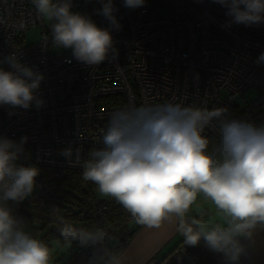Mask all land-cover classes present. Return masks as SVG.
Instances as JSON below:
<instances>
[{
  "label": "clouds",
  "instance_id": "obj_1",
  "mask_svg": "<svg viewBox=\"0 0 264 264\" xmlns=\"http://www.w3.org/2000/svg\"><path fill=\"white\" fill-rule=\"evenodd\" d=\"M96 9L113 29L121 25L114 0H100ZM226 9L229 23L264 24V0H214ZM37 13L51 21L52 44L70 49L73 57L98 66L114 57L109 28L73 11V0H31ZM145 0H123L129 9ZM0 67V106L28 109L43 101L36 92L43 74L12 54ZM257 63H264V53ZM215 122V123H214ZM211 128L215 135H205ZM0 136V264H54L49 243L28 226L15 207L32 195L39 169L18 164L23 144ZM103 147L90 151L82 177L112 197L138 225L159 227L173 217L184 244L201 239L226 264H236L246 252L245 240L264 229V123L231 117L226 108L208 109L181 103L127 106L110 114L102 134ZM77 153L79 150H75ZM69 157L73 150L65 149ZM202 196L215 216L189 218ZM56 232L67 248L81 249L82 264H124L117 237L103 222L84 227L57 215Z\"/></svg>",
  "mask_w": 264,
  "mask_h": 264
},
{
  "label": "built area",
  "instance_id": "obj_2",
  "mask_svg": "<svg viewBox=\"0 0 264 264\" xmlns=\"http://www.w3.org/2000/svg\"><path fill=\"white\" fill-rule=\"evenodd\" d=\"M161 3L170 4L169 16L157 13ZM114 4L119 30L96 13L100 0H73L72 10L109 28L114 41L115 56L89 66L76 60L70 49L49 47L46 26L31 0H0V67L11 70L4 58L15 54L44 76L36 92L42 105L0 106V136L16 143L27 137L21 164L39 169L38 199L51 198L46 185L67 171H83L90 151L103 147L102 134L115 110L171 102L226 108L231 117L264 123V63H257L264 53V24L229 23L226 9L214 0H145L142 7H125L123 13V0ZM34 27L40 28L39 42L24 45L23 33ZM250 90L256 98L237 103ZM205 135L212 138L214 130L207 128ZM65 149L73 154L66 157ZM114 201L82 211L77 218L85 225L107 224L118 214ZM123 248L116 245L117 251ZM72 264H82L81 249ZM147 264L199 262L183 243Z\"/></svg>",
  "mask_w": 264,
  "mask_h": 264
},
{
  "label": "trees",
  "instance_id": "obj_3",
  "mask_svg": "<svg viewBox=\"0 0 264 264\" xmlns=\"http://www.w3.org/2000/svg\"><path fill=\"white\" fill-rule=\"evenodd\" d=\"M124 10L125 7L123 5L121 13H123ZM46 32L49 38V47L55 48L52 44L51 24L49 27H46ZM25 154L26 153H23L21 155L20 159L17 161L18 164H21L22 158H26V156H24ZM82 172L83 171L74 170L67 171L64 176L46 185L47 190L52 194L51 198H55L71 207L78 209L77 213H69L68 215H66V218L72 222H80L77 218L80 212L91 211L102 203L96 201L93 193V190L98 189V186L92 181H85L82 177ZM110 200L114 201L115 199ZM114 203L117 205L118 214L106 225L112 228L113 231L117 232L116 237L118 243L124 244L125 247L129 239L133 236L134 232L137 228H139L140 225L135 223V221L119 203H117L116 201H114ZM21 215L25 216V213L22 212ZM195 218H200V216H197ZM80 226L93 227L90 224L85 225L84 223H81ZM177 235L179 237V244H183L184 237L181 232L178 231V229ZM40 238L49 244H51V242L53 241H57L61 244L64 243L62 240H60L58 233L56 232V228L46 231ZM187 246L191 249L199 264H226L223 254L212 251L206 245L203 239H201V241L195 246ZM78 249L79 248L76 246H73L72 248L74 253ZM72 257L70 259L71 262Z\"/></svg>",
  "mask_w": 264,
  "mask_h": 264
},
{
  "label": "crops",
  "instance_id": "obj_4",
  "mask_svg": "<svg viewBox=\"0 0 264 264\" xmlns=\"http://www.w3.org/2000/svg\"><path fill=\"white\" fill-rule=\"evenodd\" d=\"M187 216L211 218L215 216V209L211 202L200 196ZM244 244L246 252L236 264H264V229L255 230L253 238L245 240ZM178 245L177 221L173 217L162 222L159 227L140 225L119 252L124 257V264H147L151 259L168 256Z\"/></svg>",
  "mask_w": 264,
  "mask_h": 264
},
{
  "label": "rangeland",
  "instance_id": "obj_5",
  "mask_svg": "<svg viewBox=\"0 0 264 264\" xmlns=\"http://www.w3.org/2000/svg\"><path fill=\"white\" fill-rule=\"evenodd\" d=\"M171 6L169 3H161L157 7V13L162 16H169L171 14ZM43 23L46 27H49L51 21L44 18ZM24 45H34L40 40V28L34 27L23 33ZM256 98V92L250 90L244 93L243 96L239 97L237 103L244 105L250 103ZM94 197L97 202L108 201L114 199L112 197H104L99 193L98 189L93 190ZM36 189L31 196H29L23 203L15 207V211L21 215L25 213V217L28 221L29 228L41 237L46 231L55 229L57 225L54 223L57 215L66 218L69 213L75 214L78 212L77 208L71 207L55 198H43L38 199L36 197ZM67 219V218H66ZM77 225H81L80 222H74ZM53 251V262L54 264H72L70 259L73 255L72 248H67L64 243L53 241L50 244Z\"/></svg>",
  "mask_w": 264,
  "mask_h": 264
}]
</instances>
